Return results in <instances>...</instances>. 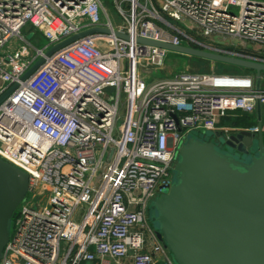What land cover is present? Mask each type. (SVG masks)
<instances>
[{
	"label": "built area",
	"instance_id": "obj_1",
	"mask_svg": "<svg viewBox=\"0 0 264 264\" xmlns=\"http://www.w3.org/2000/svg\"><path fill=\"white\" fill-rule=\"evenodd\" d=\"M107 2L120 24L104 0H0V50L12 38L24 44L0 57V95L17 85L0 103V159L27 176L0 264H173L147 212L179 147L192 131L256 130L219 124L228 113L256 117V105L261 114L264 89L255 90L254 75L182 71L146 83L140 73L166 52L135 39L182 46L184 37L188 47L264 64L200 39L264 47V1ZM165 17L188 23V33ZM27 24L46 41L42 49L19 36ZM89 29L108 33L73 41L20 80L51 46Z\"/></svg>",
	"mask_w": 264,
	"mask_h": 264
},
{
	"label": "water",
	"instance_id": "obj_2",
	"mask_svg": "<svg viewBox=\"0 0 264 264\" xmlns=\"http://www.w3.org/2000/svg\"><path fill=\"white\" fill-rule=\"evenodd\" d=\"M93 33L108 31L89 29L51 46L20 80H25L44 58ZM114 36L127 40L121 33ZM135 43L253 70L255 90L260 72H264V64L197 48L140 38ZM16 86L10 85L0 95V103ZM255 113L253 132L214 133L211 138L215 141L186 137L171 171L173 179L157 185L156 198L148 207V221L156 225L155 236L173 264H264V132L259 105ZM26 190L27 176L0 159V258L11 220Z\"/></svg>",
	"mask_w": 264,
	"mask_h": 264
},
{
	"label": "rangeland",
	"instance_id": "obj_3",
	"mask_svg": "<svg viewBox=\"0 0 264 264\" xmlns=\"http://www.w3.org/2000/svg\"><path fill=\"white\" fill-rule=\"evenodd\" d=\"M255 1H264V0H255ZM103 5L107 8V13L109 14L110 21L117 25L121 23V18L117 16L115 10L110 5V2H107V0H104ZM232 13L236 14L235 9H230ZM170 22L172 25H175V27L180 30L182 33H188L187 30L184 28L185 25L189 26L188 23H176V21L171 20ZM19 36L26 42H28L31 46L37 49H42L46 45V41L42 39L38 33L30 28V26L27 24L25 25L20 31ZM202 39L203 43L212 45L218 49H230V50H245L252 52L254 54H257L259 56L264 57V47L259 44H249L245 43L239 40H222L220 38H214L209 37L207 39ZM180 45L187 46L188 42L184 37H181ZM24 46L23 42H21L17 38H12L8 41V43L0 50V57L8 53L9 51H12L14 49H20ZM155 64H158V66L154 67V69H146L143 70L141 74V77L145 80L146 83L153 82L155 80H160L167 78L173 74L182 72V71H189L199 74H218V75H235V76H243V75H254L253 70H248L244 68H238L235 66L222 64L218 62L208 61L201 58L196 57H189L185 55H181L174 52H166L164 55V58L160 64V60H157ZM259 87L261 89H264V72H260V84ZM119 119L116 122V125H118L123 116V99L122 96L119 99V109H118ZM249 123L255 124L256 123V117L254 115H249ZM260 125L261 130L264 132V107H261V114H260ZM214 133L209 131H203V132H196L192 131L188 134L187 137L193 136L195 138H198L200 140L206 139V140H213L212 137ZM264 137V133H263ZM253 152L255 150L253 149ZM169 181L173 179V173L170 172ZM156 198V197H155ZM154 198V199H155ZM152 203V201L149 203ZM148 216V212H147ZM149 223V221H148ZM149 227L152 230H155L156 225L150 224ZM82 264H88V263H82Z\"/></svg>",
	"mask_w": 264,
	"mask_h": 264
},
{
	"label": "trees",
	"instance_id": "obj_4",
	"mask_svg": "<svg viewBox=\"0 0 264 264\" xmlns=\"http://www.w3.org/2000/svg\"><path fill=\"white\" fill-rule=\"evenodd\" d=\"M165 19H167L168 21L172 22L170 19H168L166 17H165ZM248 118L249 117L246 116V115H240L239 114V116H237V117H233V118L227 119L228 122L226 121V124H228L231 127H241V128L250 127V126L255 125V124H250L248 122L249 121Z\"/></svg>",
	"mask_w": 264,
	"mask_h": 264
},
{
	"label": "crops",
	"instance_id": "obj_5",
	"mask_svg": "<svg viewBox=\"0 0 264 264\" xmlns=\"http://www.w3.org/2000/svg\"><path fill=\"white\" fill-rule=\"evenodd\" d=\"M237 116H239L238 113H228L227 115H225V116H223V117H221L219 119V124L222 125V126L231 127L228 124H226L227 119H230V118H233V117H237ZM233 128H235V127H233ZM88 264H93V263H88ZM121 264H130V262H129V260H125Z\"/></svg>",
	"mask_w": 264,
	"mask_h": 264
}]
</instances>
